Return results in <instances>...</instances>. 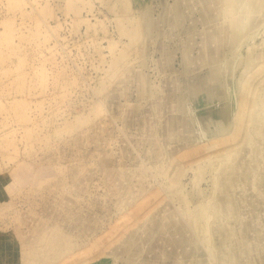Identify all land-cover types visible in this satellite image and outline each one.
<instances>
[{
    "label": "rangeland",
    "instance_id": "obj_1",
    "mask_svg": "<svg viewBox=\"0 0 264 264\" xmlns=\"http://www.w3.org/2000/svg\"><path fill=\"white\" fill-rule=\"evenodd\" d=\"M178 1L148 0L152 18ZM180 1L176 24L129 44L120 0H0V260L264 264V105L244 139L220 147L192 117L183 131L168 125L182 83L207 71L210 26L197 0ZM247 43L264 51L261 35ZM188 145L174 179L167 152ZM208 150L217 154L192 161ZM169 220L180 230L151 223Z\"/></svg>",
    "mask_w": 264,
    "mask_h": 264
},
{
    "label": "bare ground",
    "instance_id": "obj_2",
    "mask_svg": "<svg viewBox=\"0 0 264 264\" xmlns=\"http://www.w3.org/2000/svg\"><path fill=\"white\" fill-rule=\"evenodd\" d=\"M182 1L187 3L188 0ZM197 3L201 22L210 26V29L203 33L200 47V58L207 71L203 77L193 74L194 82L182 83L184 92L177 91L175 93L176 109L179 113L176 118L179 119L168 120V125L180 126L183 131L192 117L196 122L197 134L200 138L208 144L224 140L217 141L218 147H220L221 144L226 145V138L230 135L234 136V133L244 139L245 127L253 121L254 113L264 105V51L255 50L252 45L247 43L249 40L253 41L258 35L263 37L264 43V0H197ZM181 5L180 0L176 3H166L162 6L158 16L152 18L148 0H120L119 11L121 14L123 15L129 9L131 11L128 16L129 24H122V33L125 32L127 35L129 44H137L139 39L148 37L150 32L158 28L161 23L176 24L181 15ZM242 44L246 47L245 53L240 51ZM187 51L186 48L182 50L183 55H187L183 62L185 75L190 72L189 64L192 58L186 54ZM172 53L168 56L169 58ZM124 54L125 52H122L115 58L113 67L118 66L119 60ZM237 71L238 74H236ZM178 86L181 85L178 84ZM142 89H146V93L149 91L147 80L143 82ZM140 94H143V91ZM20 102L19 100L14 101L19 108L23 105V102ZM188 104L191 108L188 107ZM187 111L189 112L186 116L185 112ZM237 116L241 118L240 121L237 120ZM178 127L175 129L176 131ZM187 131L192 132L190 129ZM219 149L223 150L224 147ZM194 150L191 145H188L187 149L180 152H167L173 161L171 164H174L173 169L171 168L173 170L171 175L174 176V179L177 175H182L185 170L186 164L182 162L181 158L186 156L185 153L190 155ZM215 154L217 153L208 150L205 151L203 157L192 159V161H199L205 157L210 160ZM200 211V208L196 206L193 215L198 216ZM185 216L190 221L191 214ZM151 223L158 232L170 227H173L175 231L180 230V227L170 220L164 223L159 221H151ZM201 230L205 233L204 229ZM177 238H171V242L177 246L187 241ZM198 254L200 253L198 252ZM178 255L180 256V253ZM192 264H198V262Z\"/></svg>",
    "mask_w": 264,
    "mask_h": 264
},
{
    "label": "crops",
    "instance_id": "obj_3",
    "mask_svg": "<svg viewBox=\"0 0 264 264\" xmlns=\"http://www.w3.org/2000/svg\"><path fill=\"white\" fill-rule=\"evenodd\" d=\"M2 229L0 228V231H1ZM12 264V262H11V259L10 260H8V258H6L4 261L3 260H0V264Z\"/></svg>",
    "mask_w": 264,
    "mask_h": 264
}]
</instances>
